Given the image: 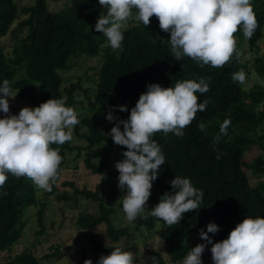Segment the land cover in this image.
<instances>
[{
    "label": "trees",
    "instance_id": "obj_1",
    "mask_svg": "<svg viewBox=\"0 0 264 264\" xmlns=\"http://www.w3.org/2000/svg\"><path fill=\"white\" fill-rule=\"evenodd\" d=\"M252 4L259 26L247 42L250 51L257 52L258 43L264 38V0H252ZM106 13L107 9H103L98 0H66L58 12L49 9L47 0H34L24 8H19L16 0H0V85L7 79L12 94L34 107L52 98H65V106L72 107L77 101L79 85L72 83L63 87L64 80L59 73L73 68L74 58L102 57L93 80L95 110L81 121L85 128L81 137L86 145L72 147L66 142L51 147L58 148L62 156L58 178L66 168L68 153L74 151L77 157H84L85 170L98 177L94 190L80 189L74 182L65 181L63 186L72 188V192L64 191L57 198L69 203L77 202V196H81L92 203L95 211L81 214L76 225L83 230L105 225L107 237L116 243L122 238L127 241L131 233L125 228H114L110 218L113 209L107 203L117 198L118 209L126 217L122 208L125 193L117 192L118 187L104 195L101 190L108 187L111 179L118 182L115 165L124 158L122 153L127 149L116 145L108 135L115 124L105 118L109 109L118 120H127L131 108L149 84L174 87L183 80L196 79L198 82L201 77L210 78L209 91L197 93L198 103L205 99L210 103L206 111L198 112L196 119L183 129L184 135L177 137L169 133L165 136L160 132L152 137L161 147L165 164L153 182L145 213L131 222L135 230L154 231L168 256L166 262L161 253L150 252L146 260L134 256V264H152V257H156V264H178L191 249V230L199 235L201 229L207 231L209 223H216L219 232L209 233V236L213 242H218L226 239L246 216L264 217V115L257 111L260 104L264 108V88L257 83L245 90L231 78L244 67L240 63L241 44L237 41L243 35L242 29L234 34L239 60L234 55L223 67L213 68L201 66L188 57L176 61L171 52L170 33L160 29L155 16L150 18L147 28L142 22L129 20V26L123 31L121 48L103 49L107 38L93 26L98 16ZM14 24L16 27L11 29ZM15 32L18 34L8 55L1 41ZM254 65L255 74L264 77V61L256 58ZM20 72H24V76L17 77ZM121 105L127 106L128 111H119ZM226 118L231 119V125L228 134L221 135L220 125ZM201 122L206 126L204 131L198 127ZM217 136H220L219 142L214 144ZM253 151L258 154L246 159V154ZM7 175L6 183L0 187V254L3 259L0 264H42L41 261L58 256L57 246H51L49 253L39 259L35 257L33 246H26L17 255L10 251L28 222L23 218L24 211L38 205L40 223L45 204L37 199L36 187L29 178ZM176 176L189 178L195 188L203 191L204 197L196 210L185 213L179 223L169 226L147 211H151L165 192L173 191L170 182ZM251 178L255 179L254 184ZM56 184L57 181L48 194L55 191ZM91 243L100 249L93 238ZM125 250L133 251L130 247ZM209 264H213L212 259Z\"/></svg>",
    "mask_w": 264,
    "mask_h": 264
},
{
    "label": "clouds",
    "instance_id": "obj_2",
    "mask_svg": "<svg viewBox=\"0 0 264 264\" xmlns=\"http://www.w3.org/2000/svg\"><path fill=\"white\" fill-rule=\"evenodd\" d=\"M106 14H100L95 31L102 33L112 49H120L124 40L122 29L129 20L142 22L145 28L155 16L162 31L170 33L171 52L176 61L191 58L201 66L223 67L235 55L239 60L237 41L234 34L242 29L244 37L251 39L258 28V20L252 0H98ZM133 9L136 15L133 16ZM232 80L243 85L246 73L241 69L232 74ZM210 78L187 79L174 87L149 84L147 91L139 96L131 108L127 120H118L112 109L105 117L115 122L108 135L116 145L127 150L123 159L115 165L118 187L125 193L122 208L129 222L145 213L151 196L153 182L165 164L160 145L152 137L162 132L184 135L198 112L207 109L209 100L198 103L197 93L209 91ZM40 87V86H36ZM5 79L0 85V187L6 183L7 174L27 177L34 185L46 191L58 179L62 156L58 148L73 138V129L79 124L78 114L72 107L65 106V98L48 99L38 107H23L18 115L11 114L9 97L15 98ZM119 111H128L127 106H118ZM123 125V130H121ZM231 119L220 125V134L227 135ZM201 131L206 126L198 125ZM220 136L214 138L218 143ZM220 156H217L219 159ZM172 192H165L159 202L147 211L152 217L163 220L167 225L179 223L183 215L196 210L204 197L202 190L195 188L189 178L176 176L171 182ZM147 219V216L144 217ZM216 223H209L207 231L200 230L199 236L205 243L191 248L182 264H203L202 254L206 245L210 249L213 264H264V217L246 216L230 231L228 237L213 242L209 233L219 232ZM156 264V257H152ZM84 264H92L86 259ZM97 264H134V254L122 246H115L108 255H101Z\"/></svg>",
    "mask_w": 264,
    "mask_h": 264
},
{
    "label": "rangeland",
    "instance_id": "obj_3",
    "mask_svg": "<svg viewBox=\"0 0 264 264\" xmlns=\"http://www.w3.org/2000/svg\"><path fill=\"white\" fill-rule=\"evenodd\" d=\"M49 9L53 12L60 11L66 0H47ZM19 8L30 6L34 3V0H16ZM122 29L124 31L129 25ZM14 24L11 29L15 28ZM95 30V26H93ZM15 34H9L2 39L1 44L9 55L12 45L15 42ZM238 43L241 44V60L243 64L242 70L246 73V81L242 85L245 90H249L254 84H260L264 88V77H259L255 74V59L259 58L264 61V38L258 43L259 50L257 52L250 51L248 47L247 39L244 37L237 38ZM107 47L111 48L108 41L103 46V49ZM111 50H114L111 48ZM102 61V57L88 58L80 56L74 58L72 67L70 70L60 72V76L64 80L63 87H68L72 83H77L79 88L76 90L77 101L72 108H74L78 114V120L80 121L73 129V138L68 143L72 147H84L85 141L81 137L85 132V128L81 126V121L84 116H88L95 110V84L93 80L96 77V70ZM255 75V76H254ZM24 76V72H20L17 77ZM14 95V94H13ZM10 103L11 114L18 115L19 111L23 107H33L26 101L19 99L18 96L15 98H8ZM80 102V104L78 103ZM98 109V108H97ZM257 111L263 112V105L260 104L257 107ZM4 113L0 112V118L4 117ZM78 127V131H76ZM258 154L257 151L246 154L245 158L250 160ZM83 155V153H81ZM84 157H77V152H70L67 155L66 168L61 172L56 189L52 194H48L49 191L39 189L36 186V196L39 202L45 204L44 214L41 222L39 223L37 217V210L39 206H33L27 208L23 213V218L27 219L26 227L24 228L19 241L10 250L19 254L26 246H33V252L35 257L39 259L44 254L49 253V248L52 246L55 248L59 247L60 253L58 256L51 258L48 261H41L42 264H84L86 259L92 260V264H97L98 259L101 255H108L115 246H122L124 250L126 247H130L135 257L146 260L150 257V252H159L163 255V258L168 262V256L166 254L163 242L157 238L154 231H147V229L140 228L135 230L131 222H129L124 215L118 209V199L116 198L113 202H108L107 206L113 209V213L110 216L112 225L116 229L125 228L131 233V237L126 241L122 238L120 241L113 243L106 235V226L99 225L98 227L90 230L80 229L76 225V221L79 216L83 213H92L95 211V207L92 203L85 201L81 196H77V202L65 203L57 198L58 194L64 191L72 192V188L63 186L65 181L74 182L75 185L80 189L94 190L98 183V177L90 175L85 170L83 165ZM264 177V176H263ZM255 179L251 178V183L254 184ZM118 187V182L111 179L108 183V187L101 190V194H107L108 192L115 190ZM121 190L117 189V192ZM191 240V248L197 244L205 243L198 234L193 230L189 232ZM93 238L99 244V248H96L91 243ZM212 245H206L205 251L202 254L203 264H209L212 256L209 255ZM10 252V253H11ZM15 256V255H14ZM2 255L0 254V263L2 262ZM178 264H182L179 262Z\"/></svg>",
    "mask_w": 264,
    "mask_h": 264
}]
</instances>
